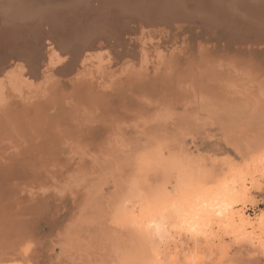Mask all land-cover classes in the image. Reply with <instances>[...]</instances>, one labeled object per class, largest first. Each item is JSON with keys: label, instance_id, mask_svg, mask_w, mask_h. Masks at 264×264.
I'll return each instance as SVG.
<instances>
[{"label": "rangeland", "instance_id": "374dc122", "mask_svg": "<svg viewBox=\"0 0 264 264\" xmlns=\"http://www.w3.org/2000/svg\"><path fill=\"white\" fill-rule=\"evenodd\" d=\"M197 25L145 31L146 62L88 66L93 87L72 88L71 77L7 85L17 107L0 120V264H130L128 216L223 183L236 194L232 220L182 246L172 222L160 264H264V48H235Z\"/></svg>", "mask_w": 264, "mask_h": 264}, {"label": "bare ground", "instance_id": "6f19581e", "mask_svg": "<svg viewBox=\"0 0 264 264\" xmlns=\"http://www.w3.org/2000/svg\"><path fill=\"white\" fill-rule=\"evenodd\" d=\"M195 25L209 32L207 35L222 36L228 45H234L235 48L250 39L254 42L259 41L255 45L264 48V0H0L1 123L4 124L5 118L12 115L6 107H17L6 102L5 99L8 97L4 98L7 85L13 86L15 83L17 85L18 82L26 85L25 83L36 82L38 79H44L45 82L51 80L50 82L59 84L63 77L67 79L71 77L72 88L73 85L76 88L93 87L92 85H98L91 81L93 79L82 80L85 74L91 71L87 69L88 66L94 68L96 65L101 70L105 68L109 72L121 63L133 65L137 61L140 64L146 62L140 46L142 42L139 40L145 31L172 35V32L174 34L182 29L190 30ZM254 26L255 31L252 29ZM242 45L246 46V43ZM85 69L88 72L85 73ZM97 72L99 75V70ZM100 72L102 74V71ZM101 76L99 75L100 78ZM23 107H29V104H24ZM32 107L30 105L28 111ZM32 110V113H36L33 108ZM30 113L27 112L29 115ZM31 116L33 117V114ZM1 123L0 130L3 126ZM41 131L43 135L44 131ZM258 171V167L252 169L254 173ZM235 203L236 194L231 184L223 183L181 207L174 205L173 208L166 210L153 206L140 210L137 216H128L129 218L123 221L125 223L123 233L130 247L129 263L160 264L162 250L168 238V226L174 221L173 227L177 237L175 246L177 244L182 246L183 239L187 242L205 239L210 223L232 220L236 214L232 211ZM241 220L244 221V218ZM248 223L253 230L261 231L260 222ZM232 232L240 239L241 246L242 243L250 244L246 233ZM122 261L126 262L123 258Z\"/></svg>", "mask_w": 264, "mask_h": 264}, {"label": "water", "instance_id": "95a60500", "mask_svg": "<svg viewBox=\"0 0 264 264\" xmlns=\"http://www.w3.org/2000/svg\"><path fill=\"white\" fill-rule=\"evenodd\" d=\"M256 26V25H255Z\"/></svg>", "mask_w": 264, "mask_h": 264}]
</instances>
